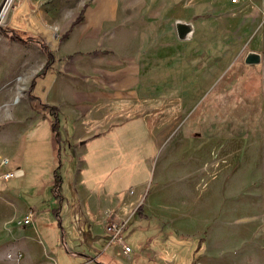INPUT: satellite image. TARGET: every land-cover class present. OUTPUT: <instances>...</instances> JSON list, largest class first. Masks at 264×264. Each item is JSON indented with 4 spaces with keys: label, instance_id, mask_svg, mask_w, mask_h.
Wrapping results in <instances>:
<instances>
[{
    "label": "crops",
    "instance_id": "obj_1",
    "mask_svg": "<svg viewBox=\"0 0 264 264\" xmlns=\"http://www.w3.org/2000/svg\"><path fill=\"white\" fill-rule=\"evenodd\" d=\"M153 2L146 0L142 10ZM210 3L219 11L234 8L237 35H259L250 50L264 52V0ZM140 5L136 0H91L79 22L56 29L47 27L30 5L27 13L20 8L13 11L19 22L26 23L20 28L34 30L36 40L13 39L9 30L0 36V46L11 47L14 53L0 59V162L8 159L6 165L0 164V264H93L98 260L107 264H116V260L122 264L138 260L169 264L157 262L159 256L150 246L159 240L152 235L142 249L132 248L129 254H124L117 244H111L107 254L104 249L109 240L101 248L99 238H93L107 235L105 224L113 216L132 223L141 219L135 212H141L144 219L158 225L153 235L165 232L170 236L184 226L181 218L189 216L174 208L173 203L178 204L174 194H167L166 202L165 189L157 182L153 197L146 192L149 180H139L121 196L117 188L120 175L110 178L120 165L131 177L137 171L136 161L145 162L161 148L150 117L143 110L146 98L141 84L148 27L145 13L133 11ZM32 17L34 21L29 23ZM41 42L53 56L48 67ZM260 90L264 98V86ZM40 99L55 107L56 112L45 116L39 108ZM51 122L57 124V130L63 126L66 136L62 143L58 131L55 144L48 127ZM256 142L264 148V138L250 143ZM22 146H31L36 154L28 160L22 157V163L29 166L27 170L11 161ZM41 147L43 158L38 155ZM42 161L47 167L39 172L32 165ZM67 163L73 164L71 188L64 187L62 181ZM205 167L212 176V160ZM16 168L22 170L21 176L2 177L6 170ZM55 174L61 177L58 195L53 192ZM104 174L108 177L99 184L97 180ZM154 179L158 180L152 174L150 187ZM25 192L43 199H29ZM71 192L74 203L68 198ZM181 195L188 202V197H196L186 188ZM163 209L169 214L159 213ZM26 217L28 222L24 221ZM83 219L89 227L86 235L81 231ZM57 222L63 225L60 229ZM65 233L71 236L67 238ZM161 244L164 248V242Z\"/></svg>",
    "mask_w": 264,
    "mask_h": 264
},
{
    "label": "rangeland",
    "instance_id": "obj_2",
    "mask_svg": "<svg viewBox=\"0 0 264 264\" xmlns=\"http://www.w3.org/2000/svg\"><path fill=\"white\" fill-rule=\"evenodd\" d=\"M5 1L0 0V9ZM136 1L141 5L133 11L145 13L148 27L141 84L142 96L146 98L143 110L150 117L161 148L145 162L136 161L133 177L120 165L110 178L120 175L117 188L122 196L126 188L139 180L150 182L155 174L158 180L154 179L151 187L149 182L146 185L149 198L155 195L157 182L165 189L166 202L167 194H174L178 202L173 203L174 208L189 216L180 217L184 226L173 237L165 232L153 235V224L146 219L136 218L129 225L126 219L117 218L127 224L125 242L136 251L154 236L159 240L152 248L160 254L158 263L264 264V148L257 142L250 143L264 138V98L260 93L264 86V52L250 50L259 35H237L234 8L228 6L219 11L211 0H188L190 7L187 0L178 4V0H151L153 4L147 10H142L146 0ZM89 2L12 0L0 18V36L9 26H26L13 12L16 9L27 13L30 5L47 27L56 29L79 22ZM33 21V17L29 19V23ZM179 23L189 28L182 37L176 30ZM250 53L259 54L258 63L245 62ZM12 55L11 47L0 46V59ZM48 127L52 130L50 124ZM63 129L62 125L58 128L61 143L66 136ZM40 149L38 155L42 157ZM35 155L31 146H22L9 159L27 170L29 166L22 163V157L28 160ZM211 160L212 176L205 167ZM32 166L42 172L47 164L42 161ZM65 169L62 181L64 187L71 188L73 164L67 163ZM107 177L104 174L97 182L103 184ZM184 188L196 196L194 200L183 199ZM24 194L29 199H43ZM68 198L75 202L72 192ZM163 210L159 213L169 214ZM56 225L59 229L63 226L58 222ZM65 236L68 238L71 233ZM172 239L174 242H170ZM62 247L64 250L63 244Z\"/></svg>",
    "mask_w": 264,
    "mask_h": 264
},
{
    "label": "trees",
    "instance_id": "obj_3",
    "mask_svg": "<svg viewBox=\"0 0 264 264\" xmlns=\"http://www.w3.org/2000/svg\"><path fill=\"white\" fill-rule=\"evenodd\" d=\"M15 12V11H14ZM77 20H79V19H77ZM10 23H11V20H10ZM10 28H9V31H10V37L11 38H13V39H17V40H21V41H23V42H31V41H34V40H36L35 39V36L34 35H32V31H34V30H23V29H18V28H14V27H11V26H9ZM41 44V46H42V48L44 49V51L47 53V56H48V61H47V64H46V67H48L50 64H51V62H52V59H53V56H52V54L50 53V51L46 48V46L44 45V43H40ZM41 100V105L39 106V108H40V111L45 115V116H49V113L50 114H52L53 112H56V108L55 107H53V106H50V105H48V104H46L44 101H42V99H40ZM51 127H52V132H53V137H54V141H55V144H57L58 143V130H57V124L56 123H53V122H51ZM56 153V152H55ZM56 158H58V157H56ZM60 184H61V177H60V175H56L55 174V177H54V181H53V192L55 193V194H57L58 195V193H59V189H60ZM135 214H137L140 218H142V220H145L144 218V216L142 215V213L141 212H135ZM78 215H80V214H78ZM150 224H153V228L156 230V229H158V225L156 224V223H154V222H152V220L151 219H146ZM131 223H129V225H130ZM82 226H83V228L81 229V231H82V233H84L85 235L86 234H89V227H88V224H87V222H86V220L85 219H83V224H82ZM93 238L94 239H98L99 238V240H100V247L102 248V247H104L105 245H106V242L109 240V237H108V235H105V236H93ZM86 239V238H85ZM84 239V240H85ZM124 239H125V236H124ZM151 240H153V239H151ZM166 241V240H165ZM147 242V241H146ZM145 242V243H146ZM170 242H174V240L172 239ZM154 247V245L153 246H150V248L152 249ZM90 251L92 250V248H91V246H88L87 247ZM110 249H111V244L110 243H108V245H106V247H105V249H104V251H106L107 252V254L110 252ZM158 256H160V254L158 253ZM116 262V264H122L120 261H118V260H116L115 261ZM140 263H142V264H156L155 262H153L152 260H146V261H142V262H140L139 260L138 261H136V263L135 264H140ZM93 264H107V263H103V261L102 260H98V261H96L95 263H93ZM109 264V263H108Z\"/></svg>",
    "mask_w": 264,
    "mask_h": 264
},
{
    "label": "built area",
    "instance_id": "obj_4",
    "mask_svg": "<svg viewBox=\"0 0 264 264\" xmlns=\"http://www.w3.org/2000/svg\"><path fill=\"white\" fill-rule=\"evenodd\" d=\"M232 3H235L239 0H230ZM8 163V159L7 158H3L1 159L0 164L1 165H6ZM22 170L20 168H16V169H9L6 170L3 174L2 177L4 179H8V178H13V177H17V176H21ZM25 222L29 221V217H26ZM127 228V224L125 221H119L116 219H110L107 221V223L105 224V232L107 233L108 237H109V241L108 243L110 244H117L119 246H121L122 252L124 254H129L132 252V246L128 243L125 242L124 239V234Z\"/></svg>",
    "mask_w": 264,
    "mask_h": 264
},
{
    "label": "water",
    "instance_id": "obj_5",
    "mask_svg": "<svg viewBox=\"0 0 264 264\" xmlns=\"http://www.w3.org/2000/svg\"><path fill=\"white\" fill-rule=\"evenodd\" d=\"M176 30L179 36H184L185 33H187L189 31V28L186 24L183 23H179L176 25ZM260 60L259 54L257 53H250L247 55L245 62L248 64H254V63H258Z\"/></svg>",
    "mask_w": 264,
    "mask_h": 264
},
{
    "label": "bare ground",
    "instance_id": "obj_6",
    "mask_svg": "<svg viewBox=\"0 0 264 264\" xmlns=\"http://www.w3.org/2000/svg\"><path fill=\"white\" fill-rule=\"evenodd\" d=\"M12 0H6L0 9V18H3L7 12L8 6Z\"/></svg>",
    "mask_w": 264,
    "mask_h": 264
}]
</instances>
